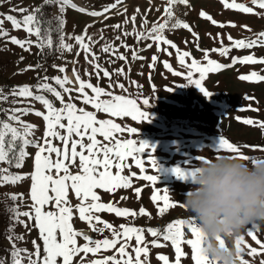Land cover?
<instances>
[{"label":"snow or ice","instance_id":"snow-or-ice-1","mask_svg":"<svg viewBox=\"0 0 264 264\" xmlns=\"http://www.w3.org/2000/svg\"><path fill=\"white\" fill-rule=\"evenodd\" d=\"M5 0H0V4ZM189 0H167V6L164 8L163 22L153 23L152 27L147 31H135L132 33L124 32L123 35H134L137 42L143 40H152L155 44L157 52H160L161 44L170 46L176 50V59L178 64L185 71H173V67L167 61L163 62L166 68L174 77H182L185 81L183 84L173 85L166 89L171 92L174 87L194 86L204 95L209 98L213 93L206 89L204 82L209 73H218L223 69L231 68L237 63L241 65H264V57L257 58L254 55H245L242 57H231L230 64L218 63L215 59L210 58V53L218 54L220 57H229L233 49H252L258 45H264V31L255 35L254 39H233L230 35L227 37L230 42V47L225 46L223 40L217 34V39H220V46L212 49H200L196 43L197 50L202 51L203 60L191 59L190 52L181 51L175 43L167 39L163 33L169 27V21L173 17V6L177 4L187 5ZM225 9L239 10L242 13H253V7L245 6L237 3L235 0H220ZM122 3V0H115V3L104 7L102 11H88L86 14L91 17L102 16L111 9ZM56 4L61 14L65 8L69 7L80 13H85L86 9L78 8L72 0H43V4L39 7L32 8L31 11L25 7H12L9 12H18L21 18L8 13H0V39H4L12 45L18 46L23 51L30 52L31 47L35 46L42 52L44 48L52 49L53 41L51 33L53 31L59 34V44L56 46L59 51H72V45L65 43L63 34L64 20L61 16L54 17L57 22V27L52 28L51 21H45L41 18L42 8L45 5ZM251 4L258 6L264 10V0H251ZM125 12L127 9L124 10ZM140 13V9H136V14ZM136 14L130 18H126L124 23H128L129 19L135 24ZM264 15V13H255ZM202 18L211 21L213 25L218 22L210 15L201 11L199 14ZM107 18V17H105ZM5 22H9L13 30H20L26 33L25 39H18L16 36H10L9 32L4 29ZM147 24L145 17L142 27ZM223 28L224 24H219ZM235 26V25H232ZM86 26L84 33L75 36H69L73 39L79 49L85 54L86 62L90 63L95 70L97 79H100V73L103 77L109 78V89L119 88L121 92H125V85L117 82L115 85L111 83L112 74L102 68L95 61L98 57L91 51V37L87 36ZM119 29L121 25L113 26ZM247 27V26H245ZM171 29L182 28L187 29L195 41H199L200 37L188 23L177 19L175 23L170 24ZM210 35V34H209ZM35 36L32 40L30 37ZM120 37H116L119 39ZM153 43L146 45L147 48L153 47ZM187 44L188 41H185ZM129 50L127 44H121ZM102 52L116 56L117 59L126 61L128 58L123 55H116L118 49L112 44L106 43ZM168 55L167 48H164ZM80 51H77L79 56ZM91 56V59H89ZM24 57H20L22 61ZM132 60H143L144 57L139 56L136 50H132ZM158 57L153 55L151 63L148 65L150 69L157 63ZM58 68L60 73L66 71L65 67L53 65ZM40 68L39 64L27 65L21 72L29 70L37 71ZM118 76L125 75V69L119 68L115 70ZM75 81L78 84L76 88H69L66 85L71 84L67 76L48 77L47 75L40 77L37 75V83L35 85H22L12 87L8 93L0 88V102L9 100L12 97V103L23 104L25 100H33L41 103L46 111H35L34 115L42 117L44 121V131L42 137H34L36 125L27 123L22 120L23 115L32 112L29 107H12L9 109L0 108V114L6 119H0V163H6L8 168H0V186L12 185L18 186L20 182L30 178V205L28 211H20L18 200L23 201V194H5L12 200V205L6 206L5 211L9 214L10 225L7 229L9 235L8 240L11 243L10 264H23L27 260V264H73L74 257L80 253L85 256L89 253L96 255L102 252L113 251V255H104L99 259H92L87 264H150V247L151 249L162 248L166 243L170 242L171 248L174 250V264H182V258L188 256L182 245L190 247V260L193 264H216V261L204 255L202 249V234L194 218L188 220L176 219L163 229L158 227H137L128 224H120L115 227L112 223L101 219L97 213H114L116 217L136 218L137 215L151 218V214L144 207L139 209V213L129 208L116 206L113 202H101V196L97 190H103L105 193H114L118 189L133 188V178L150 182L154 191L151 196V202L157 205V215H163L169 209H175L177 202L169 199V190L167 188L158 187V165L155 157L152 155L154 146L149 145L146 141L137 140L135 138H121L122 134H127L128 137H134L138 133L137 127H128L121 123L115 122L113 118L124 120L131 118L137 124L141 122H149L150 115L147 111L152 106L155 96L149 97L143 94L136 98H131L125 94H116L111 90H106L99 85L94 86L91 82L82 79L76 69H73ZM86 76H91L92 73L85 71ZM151 79V76H149ZM241 81L261 82L264 81V74L252 71L248 74L238 76ZM53 81L58 85L64 94L68 95L66 101L62 92L57 90L49 81ZM132 83L135 84L133 81ZM139 88V85H137ZM86 90H90L91 95ZM75 91L78 95L75 99L80 100L83 105H90L94 111H87L84 107H77L73 102L72 92ZM156 91L155 87L152 89ZM50 93L55 100L59 101L60 107H55L53 102L46 98L43 94ZM106 97V98H104ZM245 99L253 100L254 97H245ZM258 111V109H251ZM98 114H107V119L99 118ZM239 119V118H237ZM66 121V123H65ZM245 125H250L264 130V121L244 119ZM75 137V138H74ZM98 137L102 138L99 139ZM85 140L87 143H85ZM54 141H59L62 147L57 146ZM28 147L36 149L33 159V169L31 173H13L10 168L21 169L30 154L26 151ZM243 147L256 148L258 146L238 145L229 142L223 137H219L214 149L217 152L233 153L232 157L246 162L250 161L248 155L243 154ZM264 150V149H262ZM55 157V158H53ZM196 159H201L196 157ZM129 160L131 163H129ZM258 160H251V164ZM139 169V175L135 172L124 174L126 169H130L132 165ZM148 165V168L145 167ZM76 169V171H73ZM149 169L155 172V175L147 174ZM173 174L180 180H189L194 176L195 167L190 166L187 169L175 167L172 169ZM163 190V195L160 194ZM136 198L141 196L142 189L136 187L134 189ZM70 193L79 201L76 205L70 202ZM127 197H121L125 200ZM159 201L163 204L160 206ZM180 207L185 208L184 203L179 202ZM54 209V210H51ZM78 214L81 221H86L93 232L104 233L105 230L111 233V238L93 239L84 232L77 231L73 227L74 216ZM22 218H26L22 219ZM95 221V223H93ZM102 225L97 227L96 225ZM14 225H22L29 231L32 229L38 230V240H33V250L20 249L16 246V240H23L24 236H13ZM146 234L153 239L148 241ZM190 234V236L188 235ZM246 235L250 237L259 247H253L246 243L245 235H236L234 249L236 252V264H250L248 259L244 258V253L250 258H258L264 255V240L258 238L257 225L252 222L246 225ZM78 238H82L85 242L83 245L78 244ZM135 241L134 245L132 241ZM224 241L220 240L221 246H224ZM131 249V251H129ZM158 264H170V258L165 254H156ZM84 262V257H81V264ZM0 264H7L5 259H0ZM259 264H264V259H260Z\"/></svg>","mask_w":264,"mask_h":264},{"label":"rangeland","instance_id":"rangeland-1","mask_svg":"<svg viewBox=\"0 0 264 264\" xmlns=\"http://www.w3.org/2000/svg\"><path fill=\"white\" fill-rule=\"evenodd\" d=\"M78 8L83 7L86 9L85 13H80L69 7L65 8L63 14L58 10V5L51 4L45 5L42 8L41 18L45 21H51L52 28L57 27V22L54 17L61 16L64 20L63 34L65 36V43L71 44L72 51H59L57 45L59 44V34L55 31L51 33L53 41V48L50 50L44 48L42 52L33 46L30 52L23 51L18 46L12 45L4 39H0V88H3L5 93H8L12 87L22 85H35L37 83V75L43 77L60 76L63 78L67 76L68 80L72 81L71 84L66 85L69 88H76L78 84L73 75V69H76L82 79L91 82L94 86L99 85L106 90H112L116 94H125L131 98H136L138 95L143 94L149 97L155 96L152 106L147 109L150 115L149 122H141L137 124L131 118L120 120L113 118L115 122L127 125L128 127H137L138 133L134 137H128L127 134H122L121 138H135L137 140L146 141L149 145L154 146L152 155L155 157L158 167V187L167 188L169 190V199L177 202L175 209H169L163 215H157V205L151 202V196L154 191L153 185L145 180L133 178V188L131 189H118L114 193H105L103 190H97L101 196V202H113L118 207H126L139 213V209L144 207L147 212L151 214V218L142 217L137 215L136 218H123L116 217L114 213H97L102 220L112 223L118 228L120 224H128L137 227H158L163 229L168 223L176 219L188 220L191 214L186 208L180 207L179 202L184 203L185 193L189 187L188 180L178 179L172 172L175 167L187 169L190 166L195 167L200 161L209 158H215L220 155L235 154L229 152H217L214 146L219 137L227 139L229 142L238 145L258 146L256 148L243 147L242 152L248 155L251 160L264 159V130L257 127L245 125L242 123L244 119H253L264 121V81L261 82H247L238 79L241 74H248L256 71L264 74V65H241L237 63L231 68H226L218 73H209L204 82L207 90L213 94L209 98L204 95L194 86L187 87H174L171 92L166 89L173 85L185 83L182 77H174L163 66V62L167 61L172 65L173 71H185L182 69L176 59V50L170 46L161 44V51L157 52L155 44L152 40H143L137 42L134 35H123L124 32L132 33L135 31H147L153 23L163 22L166 18L164 16V8L167 6V0H122L116 8L111 9L109 12L102 16L91 17L86 13L88 11H102L104 7L115 3V0H72ZM232 2V0H229ZM237 3L244 4L248 7H253V13H242L239 10L225 9L220 0H189L187 5L177 4L173 6V17L169 21V27L164 30L163 35L177 45L181 51L190 52L191 59L203 60V53L197 50L196 43L199 44L200 49H212L220 46V39L223 40L225 46H231L227 37L230 35L233 39H254L255 35L264 31V15H257L255 13H264V10L259 9L258 6L252 5L251 0H235ZM43 4V0H5L0 4V13H8L21 18L18 12H9L12 7H25L30 11L32 8L39 7ZM140 9V13L136 14V9ZM127 9L125 12L124 10ZM203 11L210 15L218 22L213 25L211 21L202 18L199 14ZM136 14L135 24L129 19L128 23H124L126 18L132 17ZM107 17V18H105ZM147 19V24L142 27L144 19ZM179 19L182 22L188 23L189 26L200 37L199 41L187 29L176 28L171 29L170 24L175 23ZM224 24L223 28L219 24ZM121 25L119 29H115L114 25ZM87 27V36L91 37V42L86 39L90 44L91 51L96 54L98 63L102 68L108 70L111 76V83L115 85L117 82L125 85V92H121L119 88L109 89V78L103 77L100 73V79H97L95 70L92 65L85 60V54L79 49V45L69 36L80 35L84 33ZM235 25V26H232ZM247 26V27H245ZM4 29L9 32L10 36H16L18 39H25L26 33L23 29L13 30L9 22H5ZM210 34V35H209ZM219 34L220 39H217ZM116 37H120L116 39ZM30 39L35 40L36 37L32 36ZM185 41H188L186 44ZM112 44L118 49L116 55L123 54L128 60L123 61L113 56L111 52L104 53L101 51L102 47L106 44ZM127 44L129 50L120 47L121 44ZM153 43V47L147 48L146 45ZM164 48L172 55H168ZM136 50L139 56L144 57L143 60H132V50ZM77 51H80L77 56ZM153 55L158 57L157 63L152 69L148 65L152 62ZM245 55H254L257 58L264 57V45L255 46L252 49H233L229 57H220L218 54L210 53V58L215 59L218 63L230 64L231 57H242ZM20 57H24L21 61ZM91 59V56H89ZM39 64L40 68L37 71L29 70L21 72L27 65ZM53 65L63 66L66 71L60 73L58 68ZM125 69V75L118 76L115 70L119 68ZM92 73L91 76H86L85 71ZM151 76V79H149ZM135 82L132 83V82ZM57 90L62 92L58 85L53 81H49ZM75 83V87L72 86ZM139 85V88L137 87ZM155 87L156 91L152 89ZM91 95L90 90H86ZM43 94L46 98L50 99L55 107H60L59 101L55 100L50 93ZM65 100H68V95L64 94ZM78 94L73 91V102L77 107H84L87 111H94L90 105H83L80 100L75 99ZM245 97H254L253 100L245 99ZM106 98V97H104ZM29 107L32 109L27 115L21 118L27 123L36 125L34 137H42L44 131V121L42 117L34 115L35 111H46L40 102L33 100H25L23 104H13L12 97L9 100L0 102V108L9 109L12 107ZM251 109H258L252 111ZM99 118H110L107 114H98ZM239 118V119H237ZM0 119L6 117L0 114ZM66 123V121H65ZM193 128V129H192ZM75 138V137H74ZM102 140V138L98 137ZM54 143L62 147L59 141ZM85 143L87 141L85 140ZM26 151L30 156L26 159L21 169L14 167L10 168L13 173H31L33 169V159L36 149L28 147ZM199 157L201 159H196ZM55 158V157H53ZM248 162L251 164V162ZM129 163L131 161L129 160ZM6 163H0V168H8ZM148 168V165H145ZM76 171V169H73ZM135 172L139 175V169L134 164L130 169H126L124 174ZM147 174L155 175L150 169ZM30 178L20 182L18 186L4 185L0 186V259H5L7 264H10V250L11 243L8 240V231L10 225L9 214L5 211L6 206L12 205V200L5 194H23V201L16 203L20 207V211H28L31 203L28 193L30 191ZM139 187L142 189L139 199L136 198L134 189ZM163 195V190L160 192ZM121 197H127L121 200ZM70 202L76 205L79 201L70 193ZM158 204L162 206L163 202L159 201ZM54 210V209H51ZM25 219L26 218H22ZM73 227L77 231L87 230V235L93 239H103L105 237L111 238V233L105 230L104 233L93 232L88 226L86 221H81L78 214L74 216ZM95 223V221L93 222ZM258 228V238L264 240V221L254 222ZM97 227L102 225L97 224ZM245 235L246 243L253 247H259L246 235V226L236 235ZM13 236L23 235L24 239L16 240V246L20 249L33 250L32 241L37 240L41 244L42 241L38 240V230L32 229L29 231L22 225H14L12 232ZM190 236V234H188ZM235 235V236H236ZM235 236L230 238L227 243L229 247L234 248ZM146 239L150 241L153 239L146 234ZM85 242L82 238H78V244L83 245ZM135 241H132L134 245ZM166 243L165 247L151 249L150 247V264H158L156 254H165L170 258V264H174L175 255L174 250L170 246V242ZM188 256L182 258V264H193L190 260V247L182 245ZM131 251V249H129ZM104 255H113V251L102 252L96 255L91 253L85 256L80 253L74 257L73 264H81V257H84L83 264H87L92 259L102 258ZM244 258L250 261V264H259L260 259H264V255L258 258H250L247 253H244ZM23 264H27L25 259Z\"/></svg>","mask_w":264,"mask_h":264},{"label":"clouds","instance_id":"clouds-1","mask_svg":"<svg viewBox=\"0 0 264 264\" xmlns=\"http://www.w3.org/2000/svg\"><path fill=\"white\" fill-rule=\"evenodd\" d=\"M188 181L184 206L200 229L204 255L216 264H236L227 241L247 224L264 221V159L254 164L230 155L204 159Z\"/></svg>","mask_w":264,"mask_h":264},{"label":"bare ground","instance_id":"bare-ground-1","mask_svg":"<svg viewBox=\"0 0 264 264\" xmlns=\"http://www.w3.org/2000/svg\"><path fill=\"white\" fill-rule=\"evenodd\" d=\"M72 86L75 87V83H74V85H72ZM192 129H193V128H192ZM82 232L87 233V230H83Z\"/></svg>","mask_w":264,"mask_h":264}]
</instances>
